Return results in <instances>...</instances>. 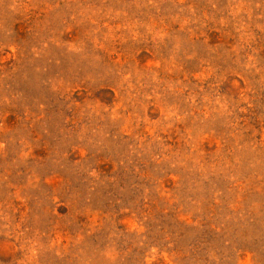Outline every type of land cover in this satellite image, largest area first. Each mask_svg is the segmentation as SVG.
<instances>
[{
  "label": "rangeland",
  "instance_id": "374dc122",
  "mask_svg": "<svg viewBox=\"0 0 264 264\" xmlns=\"http://www.w3.org/2000/svg\"><path fill=\"white\" fill-rule=\"evenodd\" d=\"M0 264H264V0H0Z\"/></svg>",
  "mask_w": 264,
  "mask_h": 264
}]
</instances>
